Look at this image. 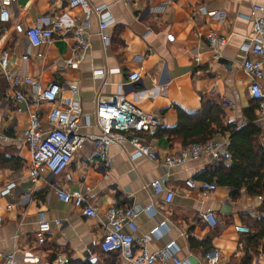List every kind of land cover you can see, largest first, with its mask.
Here are the masks:
<instances>
[{
    "label": "crops",
    "instance_id": "obj_1",
    "mask_svg": "<svg viewBox=\"0 0 264 264\" xmlns=\"http://www.w3.org/2000/svg\"><path fill=\"white\" fill-rule=\"evenodd\" d=\"M86 1L91 6L105 5L111 15L112 24L101 34L105 40L99 33L97 18L85 17L80 8H71L66 0H0L8 10V19L0 22V27L4 30L2 45L10 53V71L18 78L37 79L42 86L51 82L63 88L77 84L82 113L89 117L98 93L109 96L120 91L143 113L157 115L162 129L176 126L177 109L193 114L203 102L220 106L224 125L239 127L246 123L243 112L255 103L247 92L251 77L239 67L246 56L241 46L252 33V8L264 7V0H137L129 6L122 0ZM55 23H62L67 31H56L52 41L41 49L29 47L24 36L14 31L17 24L28 29L36 24L52 27ZM82 24L90 47L79 66L71 69L65 60L70 56L76 26ZM209 31L226 38V43L215 51L205 41ZM25 53L28 58L22 61ZM96 71H102L103 76H94ZM132 72L139 73L138 83H128ZM261 85L264 88V81ZM14 90L24 87L13 86L0 70V155L15 159L20 167L0 169V264L9 254L14 255L13 264H55L63 258L86 261L87 250L100 253L104 212L110 207H132L140 212L135 219V237L148 234L164 222L163 234L150 239L149 249L174 241L177 257L184 264L205 263L204 250L191 248L190 237L197 241L210 238L212 250L208 253H218L219 264L242 257L244 234L236 232L235 226L244 225L242 214L257 219L256 215L264 213L261 199L241 196L232 201L230 191L224 187L216 186L206 196L188 188L185 181L202 182L199 176L213 163L208 156H201L180 167H165L162 162L166 156L185 149L165 136L156 138L155 162L145 157L131 159L133 150L129 146L120 149L113 145L109 149L111 169L106 172L98 161H89L92 145L86 144L75 152L60 175H44L32 183L28 177L31 158L22 129L33 113L42 127L48 128L49 107L43 103L17 104ZM259 127L264 144V124ZM83 132L97 134L95 128ZM156 180L173 191L169 204L164 203V195L154 194L149 186ZM11 183L14 188L2 195ZM57 188L81 190L97 209V217L87 218L80 208L59 201ZM149 206L152 211L147 214L144 209ZM224 206L229 212H222ZM207 209L215 213L214 227L206 226L200 218ZM41 220L51 226L44 246L36 242ZM54 221L61 225L56 226ZM117 264L126 263L118 257Z\"/></svg>",
    "mask_w": 264,
    "mask_h": 264
},
{
    "label": "built area",
    "instance_id": "obj_2",
    "mask_svg": "<svg viewBox=\"0 0 264 264\" xmlns=\"http://www.w3.org/2000/svg\"><path fill=\"white\" fill-rule=\"evenodd\" d=\"M71 8L78 7L85 17L94 16L98 20L100 35L102 31L112 24V18L105 5L91 6L86 0H66ZM127 6L137 0H122ZM251 36L244 40L241 46L245 57L239 62L240 69L251 77L247 92L249 98L256 105L255 123L259 126L264 124V88L261 83L264 81V7L255 5L252 8ZM8 10L0 3V22L6 23ZM15 33L24 36L29 47L41 49L54 38L56 31H67L62 23H55L52 27H44L36 24L32 28L24 29L21 24L14 27ZM4 32L0 27V70L13 86L19 85L24 90H14L15 103H43L48 105L46 112L48 128H43L38 115L31 114L28 123L22 129L25 145L30 153V167L28 177L32 183L44 175L58 176L64 172L70 164L75 152L86 144L92 145L89 161L94 160L101 163L106 172L111 169L109 149L115 145L120 149L129 146L133 150L131 159L145 157L148 160L158 159L155 151L156 133L159 128L157 115L143 113L125 98L122 92L104 96L98 93L94 100V110L91 117L84 115L79 101V89L77 84L72 83L63 88L56 82L42 86L37 79L29 76L18 78L9 69L10 53L4 49L1 42V34ZM102 37V35H101ZM105 40L104 37H102ZM169 41L171 36L167 37ZM205 41L212 51L226 43V38L214 32L205 35ZM90 44L85 25H78L75 29L74 43L70 50V56L65 60L66 66L76 69L82 62L89 49ZM40 54V53H39ZM248 55L253 58L250 59ZM28 53L20 59L27 60ZM216 58V56H215ZM198 63V59L194 58ZM94 76L102 77V71L94 72ZM129 84L138 83L141 80L139 73L132 72L127 77ZM226 104L232 106L230 102ZM19 111V109H17ZM3 119L0 115V135L3 133ZM241 124L239 127H243ZM95 128L97 134L85 133L84 129ZM229 139L227 135L216 136L205 143L192 144L177 154L168 155L163 159V165L167 168H176L188 161L195 160L201 156H208L214 164L220 161L230 163L231 153L228 149ZM67 180L69 177L65 176ZM190 189H198L203 196L215 190L214 182H200L196 184L192 179L185 181ZM154 194L164 195V203L169 204L174 193L165 187L160 181H153L150 185ZM14 188L9 184L1 192L6 195ZM242 194L243 191L241 190ZM59 201L65 204L80 208L87 218H96L97 209L86 199L81 190L67 191L56 189ZM13 206V205H12ZM7 206V209L12 207ZM151 206L146 207L144 212L150 214ZM139 211L128 207L120 209L110 207L104 212L105 230L98 242V249L102 253H114L126 264H184L177 257V248L174 241L158 249H149L151 238H158L163 234L164 222L158 223L148 234L135 237L137 226L135 219ZM201 220L208 227L217 224L213 211L207 209L200 215ZM258 220H264V213L256 215ZM56 226L61 225L60 221H54ZM51 226L47 221H39L36 231V242L38 246L47 243L46 235L50 232ZM236 232L249 234L250 230L244 225L235 226ZM86 261L94 264L97 261V254L93 250H87ZM14 255H6L1 264H13ZM68 259L63 258L55 264H67ZM264 263V254L260 253L253 264ZM204 264H219V254L216 252L205 255Z\"/></svg>",
    "mask_w": 264,
    "mask_h": 264
},
{
    "label": "trees",
    "instance_id": "obj_3",
    "mask_svg": "<svg viewBox=\"0 0 264 264\" xmlns=\"http://www.w3.org/2000/svg\"><path fill=\"white\" fill-rule=\"evenodd\" d=\"M256 105L243 112L246 123L243 127L235 124L224 125L223 112L219 105L203 102L198 112L187 114L177 109V124L172 129L158 128L156 138L166 137L169 142L178 141L183 148L192 144L205 143L216 136L227 135L228 149L231 153L230 163L220 161L203 172L199 178L202 182H214L217 187L230 191L232 201L241 196L261 199L264 210V144L262 129L255 123ZM13 158L0 155V169L18 170L20 167ZM243 191L241 194L240 191ZM241 222L250 233L242 235L243 255L239 260L234 257L227 264H251L253 257L264 254V220L251 218L242 214ZM191 248H202L207 254L212 250L210 238L197 241L189 238ZM98 261L94 264H117L118 256L114 253H97ZM67 264H91L88 261L68 259Z\"/></svg>",
    "mask_w": 264,
    "mask_h": 264
},
{
    "label": "water",
    "instance_id": "obj_4",
    "mask_svg": "<svg viewBox=\"0 0 264 264\" xmlns=\"http://www.w3.org/2000/svg\"><path fill=\"white\" fill-rule=\"evenodd\" d=\"M222 212H224V213L229 212V208L227 206L222 207Z\"/></svg>",
    "mask_w": 264,
    "mask_h": 264
},
{
    "label": "rangeland",
    "instance_id": "obj_5",
    "mask_svg": "<svg viewBox=\"0 0 264 264\" xmlns=\"http://www.w3.org/2000/svg\"><path fill=\"white\" fill-rule=\"evenodd\" d=\"M97 261H98V256H97ZM97 261H96V262H97ZM96 262H95V263H96Z\"/></svg>",
    "mask_w": 264,
    "mask_h": 264
}]
</instances>
